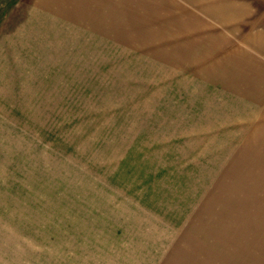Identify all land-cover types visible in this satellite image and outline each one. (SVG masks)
Listing matches in <instances>:
<instances>
[{"label": "rangeland", "instance_id": "rangeland-1", "mask_svg": "<svg viewBox=\"0 0 264 264\" xmlns=\"http://www.w3.org/2000/svg\"><path fill=\"white\" fill-rule=\"evenodd\" d=\"M0 40L38 71L0 91L31 254L264 264V0H0Z\"/></svg>", "mask_w": 264, "mask_h": 264}, {"label": "crops", "instance_id": "crops-1", "mask_svg": "<svg viewBox=\"0 0 264 264\" xmlns=\"http://www.w3.org/2000/svg\"><path fill=\"white\" fill-rule=\"evenodd\" d=\"M15 68H22L23 71L29 75L33 74V76L36 74L35 71L37 70L35 66L30 64L28 59L20 54V51L13 49L5 41L0 40V91H4L7 88V78L13 76L12 74ZM36 72L38 73V71ZM10 100L11 99L7 98L3 93L0 94V101L7 104ZM19 229V227L13 226L11 222H0V264H47L44 257L45 254L42 252L46 249L44 244L39 243V245L36 246L41 252L31 254L28 248H26L25 243L22 242L24 239L20 241V238L26 239L27 237H35V232L33 233L29 230L22 231ZM43 235L45 236V233L42 231L39 233L37 232L38 238L39 236L40 238H45ZM102 249L103 248L100 249V252L98 251L101 253V258H95L93 253L90 254L88 252L86 246L80 248V250H86L85 254H79V252H77L78 248L72 246L70 249L71 259L69 264H133L132 261L121 263V248H119L117 252L113 249L112 253ZM56 251L57 253L53 257L52 264H63L61 263V249L57 247ZM30 260L33 261L31 262Z\"/></svg>", "mask_w": 264, "mask_h": 264}]
</instances>
